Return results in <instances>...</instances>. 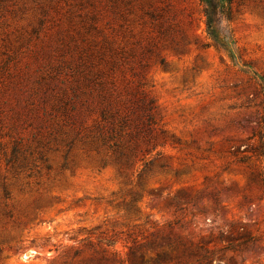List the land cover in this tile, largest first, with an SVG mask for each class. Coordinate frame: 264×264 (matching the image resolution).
Masks as SVG:
<instances>
[{"label": "rangeland", "instance_id": "1", "mask_svg": "<svg viewBox=\"0 0 264 264\" xmlns=\"http://www.w3.org/2000/svg\"><path fill=\"white\" fill-rule=\"evenodd\" d=\"M231 5L228 53L199 0H0V264H264V0ZM139 90L117 165L98 98Z\"/></svg>", "mask_w": 264, "mask_h": 264}, {"label": "trees", "instance_id": "2", "mask_svg": "<svg viewBox=\"0 0 264 264\" xmlns=\"http://www.w3.org/2000/svg\"><path fill=\"white\" fill-rule=\"evenodd\" d=\"M201 13L207 34L216 46L229 53L228 38L218 31V23L232 18V0H199ZM101 109L99 132L95 134L101 144L111 149V159L117 165H129L143 151H149L155 146L158 128L156 119V104L154 99L145 91H137L126 97L121 106L115 105L110 97L99 96ZM258 154L264 156V138L260 139ZM208 259V255L205 256Z\"/></svg>", "mask_w": 264, "mask_h": 264}]
</instances>
